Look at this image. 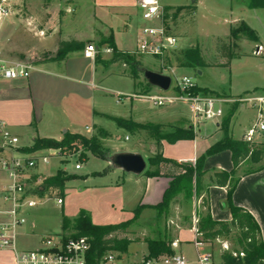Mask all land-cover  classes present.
I'll return each mask as SVG.
<instances>
[{"label":"crops","instance_id":"crops-1","mask_svg":"<svg viewBox=\"0 0 264 264\" xmlns=\"http://www.w3.org/2000/svg\"><path fill=\"white\" fill-rule=\"evenodd\" d=\"M82 1L84 0H74L73 6H69L73 7V16L66 11L61 15L60 12L63 11L62 4L54 2V7H52L54 13L49 20L46 18V14L43 16L40 12L41 8L37 9L39 11L37 14L33 12V6H42L45 2L42 0L22 1V5L30 11L26 18L27 24L32 25L36 21H39L41 24L37 28L38 32L43 34L41 52L47 53L50 57L33 63V69L26 79L0 80V125H3L13 134L17 135L20 143L25 147L31 146L36 137L59 140L66 132L79 133L87 137L95 135L97 128L104 129L101 125L103 120H110L118 129H123L112 118L131 120L140 124L156 125L158 126V134H164L165 136L172 135L177 129H184L191 132L193 137L191 139H178L174 143H167L161 140L160 153L162 156L174 159L178 163H193L206 149L220 140L222 137L220 126L217 127V124L215 125L214 122L210 121L192 127L191 107L186 103L155 106L146 100L132 99L128 103V107L123 111V114L126 113V117L111 114L102 107L101 96L99 93L96 94L94 88L109 90L114 99L118 93L126 94L117 88H109L106 85L110 78L129 77L128 72L125 71L126 66L123 63L110 62L108 55L94 61V59L85 58L79 51L68 53L62 60L50 59L56 56L59 40L74 39L82 42L93 40L99 44L101 38L111 35L113 43L118 50L132 51L134 49L122 46L130 41H135L140 28L146 25V22L140 21L136 0H86L93 11V21L98 25L97 29L95 28L91 32V35L86 36H83L81 31L74 26L75 21L79 18L76 13L77 7ZM160 4L166 10L173 12L171 18H168V20H172L178 16L183 22L181 24L180 35H175L178 40V50L191 47H198L202 50L205 47L203 44L191 47H185L180 44V40L186 38L190 26L195 23L196 16L213 17L219 15L220 20L227 26V33L224 38L212 35V38L214 37L217 42L218 40L229 41L231 45L233 57L227 66L223 65L225 58L220 55L217 48L218 45H216L215 51L219 58L217 63L209 64L202 56V52H200L207 66L196 68L179 67V69H192L199 76L202 75V69L209 67H223L229 71L230 78L227 81H222L219 84L220 86L215 88L198 85L192 79L191 74L184 73L183 75H179L188 76L198 87L207 88L210 91L207 95L210 94V96L215 97L221 102L223 115L229 113L235 107V105L227 101L246 93L264 94V7L249 8L245 0H182L173 3L160 2ZM56 5L57 8H55ZM69 7L67 6V8ZM58 18L66 22L63 23V26L66 24L70 26L65 32H62L60 27L55 28L54 26L52 28L49 26L52 20L54 21ZM5 19L6 17L0 20V29ZM242 22L254 30L257 36L256 41H251L243 36L236 39L230 37V29L235 28L237 24L239 25ZM98 44H95L98 47V52L110 53L103 51L104 48L99 49ZM257 45L261 46L262 49L260 53L254 54L253 52L257 50ZM101 46L109 48L107 44ZM202 51L204 52V50ZM244 63L248 66H242L243 69L241 71L243 73H240L241 79H233L236 66ZM174 71L177 74L176 69ZM131 80L133 82V89H137L134 87L132 78ZM122 102H117L115 99L116 104ZM100 105L101 107H99ZM255 121V110L248 107H236L229 120V135L233 139L243 140L244 134ZM85 131H89L90 133L87 135ZM142 131L147 130L136 129L133 133L138 138L141 136ZM108 133L112 136L110 132ZM152 133L154 134L155 131ZM251 143L254 147H261L259 149L263 152L262 159L258 165L260 166L264 161V130H256ZM104 161L107 165L110 162ZM243 164L240 163L235 169V175L240 179L232 194V203L235 206L244 208L253 216L260 228L261 238L264 242V167L249 174H244V172L237 174L238 168ZM45 166H38L36 172L43 174ZM233 168L231 152L229 150L220 151L206 157L204 160L203 170L205 171V175L202 180L203 190L201 192H204L205 197H207L209 212L214 220L229 221L231 213L225 204L226 188L214 185L211 183L209 177L213 171H230ZM107 171L125 173L120 168L114 166ZM126 173L132 175L130 179L134 181L132 196H130L132 216L133 210L138 204L151 206L162 200V194L168 187L170 178L165 176L147 177L143 173ZM54 174L43 175L51 176ZM199 197L200 195L197 198ZM199 200L197 202L198 211L196 213H199L200 209L201 200ZM155 213V209L145 207L141 211L139 220L150 215L156 223L154 228H157V222L160 217L156 219ZM88 214L91 222L95 225L122 222L101 224L96 221L95 218L97 216L95 217L94 213L89 212ZM187 220V218H183L181 223L176 225V228L171 227L170 230L164 227L162 234H160L161 230L158 229L153 230L150 234H157L158 238L176 242L175 247L171 246L173 254H180L188 263L193 264L197 256V249L193 244L195 234L192 231V225ZM133 231L135 230L130 229L129 226L126 229V233L118 234L119 237L126 236L131 241L127 246L126 253L115 254L114 252V260L123 259L129 264H164L161 261L162 257L150 260L145 259L148 252L147 241L154 238L133 240L128 237ZM12 257L11 252L0 251V264L10 262Z\"/></svg>","mask_w":264,"mask_h":264},{"label":"rangeland","instance_id":"rangeland-1","mask_svg":"<svg viewBox=\"0 0 264 264\" xmlns=\"http://www.w3.org/2000/svg\"><path fill=\"white\" fill-rule=\"evenodd\" d=\"M22 1L23 0L7 1L10 12L6 16L2 28L0 29V60L24 61L33 64L50 56L45 52H41L43 34H40L37 30L41 24L39 21H36V23L32 25L27 24L26 18L30 11H28V9L22 5ZM42 1L45 2V4L42 6H33V12L37 14L39 12L37 9L41 8L40 12L43 14V16L46 14V18L48 20L53 16L54 11L52 7H54V2H60L62 4L63 11L60 12L61 15H63L65 11L69 14H72V16L74 14V10L72 9L73 7H69L73 6L74 0ZM159 1L161 3H173L182 0ZM67 6L69 8H67ZM55 8H57V5ZM174 12H176V10H174ZM76 13L79 18L77 21H75V28L79 29L83 36L91 35V32L95 28L97 29L98 25L93 21V11L90 8V4L87 3L86 0L82 1L77 7ZM219 17V15L213 17L203 15L196 16L195 23L190 26L186 38L184 40H180V44L185 47L203 44L205 46L202 49L204 52L198 47L192 48H196L202 52V56L209 64H215L219 59L217 52L215 51L216 45H218L217 48L219 47V42H217L214 37L212 38V35L214 34L224 38L227 33V26L222 22V20H220ZM140 21L145 22L141 18ZM63 23L66 22L58 18L54 21L52 20L49 26L52 28H54V26L55 28L60 27L61 31L65 32V30H67L70 26L67 24L63 26ZM182 23L183 22L180 20V18H178V16L172 20H168L166 18L164 19V24L168 31L171 34L177 36L180 35L179 33ZM237 26L238 24L236 27ZM230 40L232 41V39ZM226 43H229V41ZM83 44L84 49L87 44L98 43L93 40H85ZM135 44V41H130L122 47L132 49L135 48ZM98 45L99 49L105 48V46H101L100 44ZM83 49L79 50L80 54L82 55ZM177 51L178 49L168 54L164 62H166L173 69H176L178 75H183L184 73L191 74L192 79L198 85L213 88L219 87V84L222 81H227L230 78L229 71L223 67H209L202 69V75L200 76L197 75V73L192 69H179V67H181L179 66L180 63L175 58L177 56ZM107 55L109 58H111L112 53L110 52L105 54L102 51H99L93 59L94 61L100 60L103 56L107 57ZM135 56L140 62L141 67L158 72L162 71L160 60L158 58L141 54H135ZM242 66L246 67L248 65L244 63L236 66L234 70L235 73L232 77L233 79H241L240 73H243L241 71L243 69ZM125 71L129 72V68L127 66L125 67ZM140 79H143L141 73ZM106 85L109 88H117L126 94H138L142 92L140 88L133 89V82L129 77L110 78ZM150 89H152L153 92L156 91L155 87L150 86ZM171 90L172 89H170L169 92ZM94 91H96V94L99 93L101 96L102 103H99H101L102 107L106 111L119 117H126V113L123 114V111L128 107L130 100H132L130 97L123 100L122 103L116 104V98L114 99L113 95L109 93V90H101L95 87ZM96 105L95 107H97ZM101 105L99 107H101ZM101 123L102 127L112 134V136L109 135V137L101 139L102 146L108 151V160L106 161H109L112 156L117 153H139L145 159V170L151 171L155 169L154 166L148 163L150 158H155L158 156V154H160V149L157 147L155 134L150 131H142L141 136L137 138L136 135L131 131L126 129H118L116 125L110 120H103ZM85 132L87 135L90 133L89 131ZM161 136H163L162 140L169 143L164 134H161ZM252 147L255 149L261 148L257 146ZM51 151H53V149H51ZM75 163H79L81 165L79 170L74 169L73 166ZM259 164L260 162L251 163L250 161H247L238 168L237 174L255 168ZM112 167L113 165L110 162L107 165L103 159L93 156L90 152H86L85 158H83L81 156L80 150L74 152L70 157L67 158L66 161L62 162L61 164L58 163L56 158H51L48 165L45 166L43 174H54L58 169H62L66 174L75 175V177L66 180L64 183L63 204L61 206H58L55 200L51 199L28 213L27 223L24 225L21 230V234L18 236V246L21 249L32 248L38 244L41 238L58 236L61 234L65 236L71 235L74 233V231H63L61 228L62 215L73 219L77 217L80 210H85L87 213H94L95 217L97 216V218H95L96 221L101 224L125 221L131 218L132 213L130 209L132 208V204L130 203V196H132V189L134 186V181L130 179L132 178V175L126 173L125 171V173L118 171H107ZM199 199L201 200L199 213H203L205 210L202 205V200L205 199L204 192H201L200 197L197 198L192 186L183 188L179 193H177L176 196L171 199L167 209H164L160 213H157L155 210L156 219L160 217L157 222V228H154L156 223L153 221V217H150L149 215L139 220V215V217L130 225V229L135 231L129 234L128 237L133 240H140L142 238L150 237L154 239L158 238L157 234L151 235L150 232L158 229L161 230L160 234H162L164 227L167 230H170L171 227L176 228V225L181 223L183 218H187L188 223L191 224L193 228L194 220L197 218L196 211H198L197 202ZM237 237L238 231L232 230L227 236H220L212 240L205 239L206 250L211 254L213 264L222 263L220 256L224 251H228L233 255V251L235 250L236 255L233 256L242 258L243 255L241 256L239 254L241 250L237 245ZM199 238L202 239L201 236H199ZM161 261H163V257ZM104 264L129 263L122 259L114 260L113 262H106Z\"/></svg>","mask_w":264,"mask_h":264},{"label":"trees","instance_id":"trees-1","mask_svg":"<svg viewBox=\"0 0 264 264\" xmlns=\"http://www.w3.org/2000/svg\"><path fill=\"white\" fill-rule=\"evenodd\" d=\"M247 7L257 8L264 7V0H245ZM245 37L251 41H256L257 36L253 29L245 23L239 24L235 28L230 29V37L236 39L238 37ZM219 42V53L225 58L224 66H227L233 53L230 43L222 40ZM100 45L107 44L111 49L112 56L110 62H121L129 68L128 75L134 81V87L143 90L150 89V85L143 78L140 80L141 64L136 59L134 53L130 51H121L116 48L113 43L111 35L101 38ZM83 42L70 39L59 40L57 44V53L53 60H62L66 55L73 51L83 49ZM177 55V56H176ZM176 60L179 61L181 67H205L207 64L201 57L200 51L196 48L181 49L176 52ZM181 56V57H180ZM194 92H202L204 94L210 93L207 88L198 87L196 84L193 88ZM236 106L227 114L222 116L220 128L222 137L220 140L211 145L204 153L199 155L192 164L189 162H176L175 160L166 158L162 154H158L155 158H150L148 163L155 167L154 170L147 171L144 169L142 172L147 177L165 176L170 178L168 187L165 189L162 200L151 206L138 204L133 210V216L125 221L116 224L95 225L91 222L89 214L85 210H80L77 217L70 219L64 215L61 218V228L63 231H74L71 237L87 236L90 238V251L88 260L91 264H103V258L108 252L125 253L130 239L126 236L119 237V233H126V229L139 217L142 209L145 207L153 208L157 213L167 209L171 199L177 195L183 188L192 186L195 195L198 197L203 190L202 180L205 175L203 170V163L206 157L218 153L223 150L231 152V159L233 162V169L230 171L216 170L213 171L209 179L211 183L217 186L226 188L225 204L231 213L229 221L214 220L209 212V205L207 197L202 200L204 207L203 213H196L198 221L196 228L199 236L197 238L205 243V239L212 240L220 236H227L232 230L238 231L237 245L243 253L242 258L235 257L228 251L222 252L220 258L221 264H264V242L261 238L260 228L253 218V216L244 208L235 206L232 203V194L239 182V177L235 175L236 167L240 163L250 161L251 163L259 162L262 159L263 152L261 149L253 148L252 143L245 140L233 139L229 135V120L233 114ZM115 123L128 131L133 132L136 129L147 130L150 132L155 131L157 147L160 149V141L163 136L158 134V126L149 124L135 123L131 120L112 118ZM109 137V133L102 128L96 129V134L89 137L79 133L66 132L61 139L53 138H39L36 137L30 147L24 148L25 151H34L41 149H58L59 154L67 156L80 150L81 156L85 158V153L90 152L93 156L107 159V150L102 146L101 139ZM192 133L184 130L177 129L172 135L165 138L169 143H174L178 139H191ZM66 161L63 159L62 162ZM110 161V160H109ZM264 167L260 166L250 169L244 174H249L258 171ZM75 177V175L66 174L62 169H58L54 175L47 176L43 179L42 187L44 190L48 188L57 189L61 196H64V183L66 180ZM171 241L162 238L149 239L147 241V255L145 259H157L159 257L169 256L173 254L171 249ZM233 252H236L235 250Z\"/></svg>","mask_w":264,"mask_h":264},{"label":"built area","instance_id":"built-area-1","mask_svg":"<svg viewBox=\"0 0 264 264\" xmlns=\"http://www.w3.org/2000/svg\"><path fill=\"white\" fill-rule=\"evenodd\" d=\"M8 0H0V20L9 14ZM140 18L146 22L135 39V48L130 51L134 54L148 55L160 60L161 73L171 77L168 90L156 91L143 90L135 94H116L117 102L126 98L142 99L155 106H165L173 103H186L191 107L192 127L206 122H214L217 127L221 124L223 109L221 102L202 92H194L195 83L188 76H179L170 67L165 58L168 54L178 49L177 37L171 34L164 24V19L171 18L173 12L166 10L159 0H136ZM262 47L257 46L254 54L260 53ZM103 51L111 52L110 48ZM98 52L95 44H87L83 49V56L93 59ZM33 69V64L24 61L0 60V80L26 79ZM172 89L170 92L169 90ZM236 107H248L256 112L255 123L246 131L243 140L251 143L256 130H264V94L246 93L227 101ZM217 108H214L215 104ZM19 137L10 130L0 125V251L12 253V260L2 264H91L88 260L90 240L87 236H50L41 238L32 248L21 249L18 246V236L27 223L28 213L43 205L48 200H55L58 206L63 204V196L57 189L42 187L43 179L47 176L36 172L40 165H47L51 158H56L61 164L63 159L72 154L63 156L58 149H41L25 151ZM53 149V151H51ZM74 169L79 170L81 165L74 164ZM65 169V168H63ZM194 220L192 231L195 234L193 244L197 249V256L193 264H213L211 254L206 250L205 243L197 240ZM172 247L176 242L171 243ZM242 256L243 253L239 252ZM233 255H236L234 252ZM114 252H108L104 263L113 262ZM103 263V264H104ZM164 264H192L180 254L163 257Z\"/></svg>","mask_w":264,"mask_h":264},{"label":"water","instance_id":"water-1","mask_svg":"<svg viewBox=\"0 0 264 264\" xmlns=\"http://www.w3.org/2000/svg\"><path fill=\"white\" fill-rule=\"evenodd\" d=\"M140 73L145 81L152 87L159 88L163 91L169 89L171 84V77L158 71H154L145 67L140 68ZM218 104L214 105L217 108ZM110 163L125 172L133 174H140L146 167L145 159L138 153H117L112 156Z\"/></svg>","mask_w":264,"mask_h":264}]
</instances>
